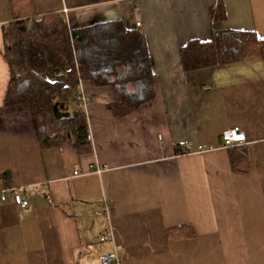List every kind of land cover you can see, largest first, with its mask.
<instances>
[{
    "label": "crops",
    "instance_id": "crops-1",
    "mask_svg": "<svg viewBox=\"0 0 264 264\" xmlns=\"http://www.w3.org/2000/svg\"><path fill=\"white\" fill-rule=\"evenodd\" d=\"M217 1L31 0L34 14L58 12L70 28L119 20L145 34L154 97L117 116L107 108L115 90L81 80L77 106L90 149L79 151L68 125L57 145L42 147L32 114L4 104L2 26L11 14L0 0V264H101L116 249L118 264H264V59L187 71L180 59L188 39L213 30L264 37V0H222L225 19L215 22L209 9ZM75 106L54 111L70 116ZM234 126L246 137L245 172L221 145ZM181 144L206 150L181 154ZM6 188L29 206L2 200ZM184 224L192 237H167Z\"/></svg>",
    "mask_w": 264,
    "mask_h": 264
},
{
    "label": "trees",
    "instance_id": "trees-1",
    "mask_svg": "<svg viewBox=\"0 0 264 264\" xmlns=\"http://www.w3.org/2000/svg\"><path fill=\"white\" fill-rule=\"evenodd\" d=\"M11 20L2 26L3 57L9 68L4 97L7 106L21 105L35 121L42 147L58 144V132L68 125L79 151L90 149L86 115L77 106L79 82L110 86L117 102L107 108L124 116L155 95V78L144 32L127 28L119 20L70 28L58 12L36 15L31 0H7ZM213 21L225 19L222 0L209 9ZM184 70L205 68L242 60L264 59V37L253 29L213 30L206 40L188 39L179 50ZM70 98L76 105L70 116H58L54 98ZM234 169L246 171L247 150L242 144L228 147ZM167 237L187 239L194 235L189 224L166 229Z\"/></svg>",
    "mask_w": 264,
    "mask_h": 264
},
{
    "label": "built area",
    "instance_id": "built-area-1",
    "mask_svg": "<svg viewBox=\"0 0 264 264\" xmlns=\"http://www.w3.org/2000/svg\"><path fill=\"white\" fill-rule=\"evenodd\" d=\"M139 23H137L138 25ZM78 99H82V97H78ZM245 133L239 129V127H230L222 131L221 133V145L223 147H232L234 145L242 144L245 142ZM211 148V147H208ZM181 154H189V153H198L206 150L202 145H197L196 147L189 149L186 144H181L179 146ZM74 174H77V171H74ZM11 199L16 205L22 208H26L30 204V200L25 196L21 195L14 188H6L1 195V199ZM109 207V206H108ZM106 207L104 212H100L102 218L109 216V208ZM99 261L101 264H118L120 261V255L118 253V249L104 253L99 257Z\"/></svg>",
    "mask_w": 264,
    "mask_h": 264
},
{
    "label": "rangeland",
    "instance_id": "rangeland-1",
    "mask_svg": "<svg viewBox=\"0 0 264 264\" xmlns=\"http://www.w3.org/2000/svg\"><path fill=\"white\" fill-rule=\"evenodd\" d=\"M65 103L67 104V103H70V105H73V102H72V100L69 98V99H67V102H63L60 98H58V97H55L54 98V104H55V106L58 108L60 105H65Z\"/></svg>",
    "mask_w": 264,
    "mask_h": 264
},
{
    "label": "bare ground",
    "instance_id": "bare-ground-1",
    "mask_svg": "<svg viewBox=\"0 0 264 264\" xmlns=\"http://www.w3.org/2000/svg\"><path fill=\"white\" fill-rule=\"evenodd\" d=\"M2 193V192H1Z\"/></svg>",
    "mask_w": 264,
    "mask_h": 264
}]
</instances>
